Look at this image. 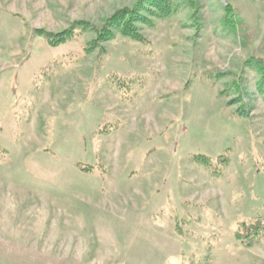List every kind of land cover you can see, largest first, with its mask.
Wrapping results in <instances>:
<instances>
[{"label":"rangeland","instance_id":"obj_1","mask_svg":"<svg viewBox=\"0 0 264 264\" xmlns=\"http://www.w3.org/2000/svg\"><path fill=\"white\" fill-rule=\"evenodd\" d=\"M135 1L0 0V264H264V0Z\"/></svg>","mask_w":264,"mask_h":264},{"label":"trees","instance_id":"obj_2","mask_svg":"<svg viewBox=\"0 0 264 264\" xmlns=\"http://www.w3.org/2000/svg\"><path fill=\"white\" fill-rule=\"evenodd\" d=\"M187 2L190 6H193V0H187ZM174 11L175 8L173 7L171 0H136L130 8L122 7L117 9L111 14V17L105 19L103 27L95 29V31H99V34H102V37L100 39L92 40L89 44L91 47L87 45L83 48V51L85 52L94 49L97 46L96 44L98 40L108 41L118 33L134 41L144 43L146 39L139 31L137 24L146 23L150 25L152 18H166L172 15ZM225 12L228 16L235 15L229 5L225 7ZM84 24L85 26H88V24ZM38 32L40 34L41 31ZM42 37L45 39L47 45L56 47L72 41L74 34L72 29H66L57 34L43 33ZM194 160L203 162L204 164H209L210 162L207 157L198 154L194 156ZM260 219L262 218L260 217L258 220L249 223L251 226L245 228L243 231L236 230V237L239 240V244L248 247L256 242L255 240L258 237H261V234H264V220L262 222ZM239 225L242 229L246 224L240 223Z\"/></svg>","mask_w":264,"mask_h":264}]
</instances>
